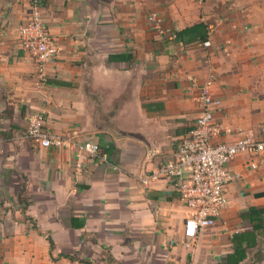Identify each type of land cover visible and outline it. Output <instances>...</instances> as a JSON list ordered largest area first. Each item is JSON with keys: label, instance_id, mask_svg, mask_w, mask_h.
Segmentation results:
<instances>
[{"label": "crops", "instance_id": "0c3cea01", "mask_svg": "<svg viewBox=\"0 0 264 264\" xmlns=\"http://www.w3.org/2000/svg\"><path fill=\"white\" fill-rule=\"evenodd\" d=\"M34 10L58 49L42 68L17 30ZM198 22L208 46L176 39ZM211 75L224 139L263 136L264 0H0V264H224L252 229L241 212L264 207V158L230 161L228 204L193 239L173 181L144 182L194 125ZM39 110L68 146L25 137ZM86 141L119 169L77 167L70 143ZM239 264H264V235Z\"/></svg>", "mask_w": 264, "mask_h": 264}, {"label": "built area", "instance_id": "2783aa9c", "mask_svg": "<svg viewBox=\"0 0 264 264\" xmlns=\"http://www.w3.org/2000/svg\"><path fill=\"white\" fill-rule=\"evenodd\" d=\"M31 1L34 8L40 4V0ZM17 30L21 47L34 57L41 68L55 62L58 49L39 13L35 12L29 21L21 22ZM203 44L208 46L210 41ZM213 82L214 76L211 75L202 85L198 96L201 113L192 128L180 138L176 151L144 179L148 183L165 176L173 181L181 199L192 210L184 224V235L192 239L214 225L228 204L227 187L240 178L239 173L229 169L230 161L237 155L248 154L252 158L249 165L255 169L264 158V125L261 128L263 136L242 135L231 141L224 139L231 131L215 117L221 100L211 91ZM45 123V111L35 112L30 117L25 137L43 148L68 146V138L50 131ZM70 144L75 148L77 167L83 166L84 158H90L119 169L98 143Z\"/></svg>", "mask_w": 264, "mask_h": 264}, {"label": "trees", "instance_id": "16d2710c", "mask_svg": "<svg viewBox=\"0 0 264 264\" xmlns=\"http://www.w3.org/2000/svg\"><path fill=\"white\" fill-rule=\"evenodd\" d=\"M208 35V28L204 22L195 23L175 32L176 39L184 44L204 42L208 39ZM241 215L251 221L252 229L234 233V250L228 254L224 264H239L246 258L248 249L257 244L258 235H264V207L251 206L242 211Z\"/></svg>", "mask_w": 264, "mask_h": 264}]
</instances>
